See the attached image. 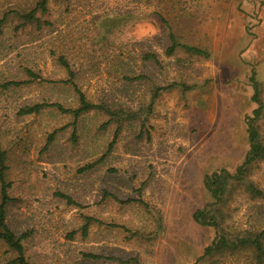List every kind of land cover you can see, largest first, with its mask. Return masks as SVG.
Wrapping results in <instances>:
<instances>
[{"label":"rangeland","instance_id":"1","mask_svg":"<svg viewBox=\"0 0 264 264\" xmlns=\"http://www.w3.org/2000/svg\"><path fill=\"white\" fill-rule=\"evenodd\" d=\"M35 2L0 0V17L28 12ZM35 16L40 30L34 23L15 29L20 21L11 14L0 33V147L12 198L6 222L17 235L27 234V259L193 264L213 239L212 228L192 218L210 201L203 176L233 171L248 149L245 117L257 106L251 77L264 138V0H49L46 13ZM171 37L209 54L176 48L168 55ZM147 52L157 61L145 59ZM62 53L88 100L143 110V120L124 121L110 148L116 127L101 128L108 117L99 110L79 118L76 142L71 114L54 107L17 114L40 102L77 106L73 88L60 83L67 77L57 60ZM27 68L44 80L6 84L28 79ZM248 180L259 197L240 185L220 205L221 227L231 238L264 231V161ZM85 217L93 221L83 234ZM11 255L0 242V264ZM198 264L255 263L251 249L241 248Z\"/></svg>","mask_w":264,"mask_h":264},{"label":"trees","instance_id":"2","mask_svg":"<svg viewBox=\"0 0 264 264\" xmlns=\"http://www.w3.org/2000/svg\"><path fill=\"white\" fill-rule=\"evenodd\" d=\"M49 0H36L35 6L28 12H20L17 10H11L9 13L5 12L0 17V33L2 32L4 25L7 21L8 15L13 14L19 19V23L14 26L15 29L22 28L25 25L34 23L36 28L40 30L42 23L39 17L35 16L36 12H40L41 15L47 11V3ZM44 24V23H43ZM172 44L167 48L166 53L171 55L176 48H181L185 52L192 55H202L208 56V51L196 46H190L181 44L173 37H171ZM145 59H153L157 61L156 55L151 52H147L144 55ZM58 62L63 66L66 71V79L60 80V83L67 84L73 88L77 94V106L75 108H65L58 103H33L24 105L17 109L18 115H29L38 114L42 109L54 107L61 113L71 114L72 121V135L71 140L76 142V124L83 114L91 110H99L107 115V120L101 125V128H105L108 124L113 123L116 127L114 130L113 139L109 143L110 148L114 144V140L117 137L122 124L125 120H136L141 118L143 120L142 109L137 111H126V110H116L111 106L103 102L94 103L87 99V97L82 93L74 81L75 71L72 68L69 61L65 58L62 53L57 57ZM28 79H19L16 81H10L6 83L8 86H19L21 84H26L29 82H41L44 79L39 75V73L33 71L30 68L26 69ZM251 87H252V101L257 105L252 113L245 117L246 133L248 139V149L239 165H237L233 171L225 168H220L219 170L212 171L203 176V186L207 193L209 194L210 201L205 203V205L193 212V220L203 226H208L212 228L213 239L209 245H207L203 253L197 258L193 264H198L199 261L205 258H211L216 256V254H221L225 251L235 252L241 248H249L252 251V259L255 264H264V231L258 233H246L240 236H235L233 238L229 237L221 227L222 223V209L221 206L229 198L230 194L234 191L236 186L243 185L245 189L250 192L253 197L260 196L261 191L254 186L252 181L248 180L254 165L260 161H264V138L261 136L257 123L262 118V101L259 98V87L257 81L251 77ZM5 85H3L4 87ZM168 87L156 88L153 92V97H155L159 90L167 89ZM149 103V106H151ZM148 106V107H149ZM143 122V121H142ZM54 132L48 135L46 139L44 149H47L48 145L53 141ZM6 154L5 151L0 147V242L6 246L10 251L14 252V255L5 261L4 264H31L24 253L23 239L27 236L26 233L17 235L14 233L6 222V207L8 203L12 201L9 194V189L11 183L6 180ZM61 197L67 199L71 202L69 198L65 195L60 194ZM93 221L91 217H85V223L82 227V233L85 234L88 226ZM86 257L97 258V255L86 254ZM125 263L133 262L139 264L135 258H129Z\"/></svg>","mask_w":264,"mask_h":264}]
</instances>
